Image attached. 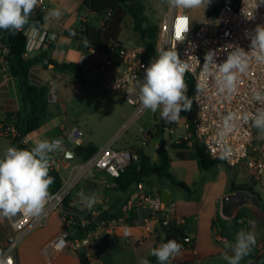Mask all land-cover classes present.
I'll use <instances>...</instances> for the list:
<instances>
[{"label":"crops","instance_id":"obj_1","mask_svg":"<svg viewBox=\"0 0 264 264\" xmlns=\"http://www.w3.org/2000/svg\"><path fill=\"white\" fill-rule=\"evenodd\" d=\"M47 6L48 12L52 9H60L62 16L59 20L55 18L46 20L42 28L57 37L46 52L56 64L72 63L80 66L84 71L83 77L86 83L81 84L74 76L53 68L33 67L30 72L32 83L38 86H49L50 116L46 124L25 137L21 141V145L31 149L37 140L59 138L66 135L73 127L78 126L85 133V146L93 144L99 150L108 146L116 150L139 146L135 141L123 135L124 121L133 114L127 116L122 112L120 103L126 105L128 103L119 93L112 92L116 106L113 115L106 118L107 122L113 120L116 123L115 126H109L105 120V125L102 128L92 125V120L99 110L92 103L98 98L99 89H105L101 85L98 75V65L104 61L105 56L102 53L88 50L80 40L67 37L64 33L70 29L81 30L85 23L92 24V20L97 15L87 9L85 0H47ZM176 12L188 14L193 26L198 25L207 13H204L200 19H193L191 13L185 8ZM39 52L41 50L38 48V44H34L26 56L34 57ZM4 70V63L0 57V124L7 119L9 114L15 115V119L16 114L21 113L24 109L20 80L12 77L6 80ZM97 129H99L100 137L95 134ZM9 146H15L13 141L8 137H0V156ZM160 147H158L159 152ZM142 149L153 161L158 160L159 153L153 158L146 148ZM76 159L79 161H75ZM76 159L70 160V166L74 168L72 174H80V178L68 196L71 207L83 213L82 218L92 216L91 214L94 212L101 214L111 208L118 209L120 214L119 218L113 222L114 233L107 240L108 245L99 249L96 258L97 264H142L143 260H148L152 256L150 252L153 248L170 240L169 235L159 225L145 223L148 212L135 206L134 199L138 185L131 186L127 191H121L116 180L105 171L98 168L86 169L85 162L81 158ZM182 162L185 164L179 168L178 174L173 163L171 171L178 180L189 186H195L200 191L198 197L189 198L165 182H160L159 186L148 189L155 190L159 194L161 190L170 192V204L175 208L178 221V236L188 237L195 243L193 252L182 251L180 257L190 262L196 260V264H227L223 255L225 252L229 256L233 255L232 248L235 244L236 234L243 229L255 233L256 245L250 253V258L256 264H260L264 257V172L259 179H256L251 175L250 170L241 165L245 171V178L242 181H237L236 178L232 179L229 172L222 168L223 164L205 174L201 172L196 161ZM71 168L63 169L68 172L67 176L70 175ZM62 171L60 175L65 178ZM246 185L252 187V191L258 196L259 206H246L240 210L239 213L243 214L245 223L239 226L235 223L236 216L230 219L223 216L222 202L227 195L236 191L234 188ZM81 191L85 195L97 196L98 202L92 208L85 207L77 195ZM71 217L75 216L71 215ZM120 218H124V220H120ZM223 219L231 220L238 230L232 229L233 226L225 223ZM249 220L255 221L254 228L249 224ZM64 228L61 215L59 213L50 214L42 226L20 240L17 248L13 251L16 264L86 263L88 258L84 251L76 253L70 250L50 256L43 253V248L61 234ZM18 236L19 234L12 228L10 217L0 216V255ZM247 257L249 255L242 259L240 264H248Z\"/></svg>","mask_w":264,"mask_h":264},{"label":"built area","instance_id":"obj_2","mask_svg":"<svg viewBox=\"0 0 264 264\" xmlns=\"http://www.w3.org/2000/svg\"><path fill=\"white\" fill-rule=\"evenodd\" d=\"M258 2L259 0H237V3L228 1L217 8L215 12H212V6L196 26L192 25L188 14L177 13L173 10L161 22L158 40V49L176 44L181 59L189 63L190 68L184 77L188 85V97L190 84L192 83L194 86L190 98L193 101L191 117L183 121L169 123L162 120L164 131L173 135L176 130L182 128L185 133L176 136L174 139L176 143L181 144L187 141L189 146H192L194 142H197L211 158L222 161L230 168L243 165L256 179H259L264 172V136H261L258 130L252 127L251 122H246L243 117L247 113H255L258 108H264V104L253 99L254 90L264 92V63L253 58L248 70L238 74L237 89L231 95L219 91L216 83L217 69L213 67L211 74L206 73L203 63L205 54L209 51L216 54L215 62L221 64L235 46H239L245 51L250 50L251 37L255 34L256 27L264 26V4H258ZM47 7V0H39L35 9L48 12ZM178 17H187L186 23L189 26L182 42H177L175 39ZM26 37L28 39L27 53L34 44H38L41 51H46L57 39L54 34L48 33L42 28H36L34 35L30 33ZM0 48V57L5 68L4 78L8 80L11 78L9 65L4 60L7 49L1 46ZM141 53L142 51L137 49L124 47L114 54H104V61L98 65L101 85L108 91L122 95L134 109L132 123L146 112L139 102L137 94L129 93V89L142 79L144 67L150 62L141 59ZM198 86L199 91H197ZM157 113L159 114V111ZM230 113L235 115V119L226 126L225 118ZM226 127H230V130H226ZM18 136L19 133L12 122L0 127V137H8L14 143V139ZM59 138L63 140V151L53 154L54 163L49 171L60 173L63 169L71 168V159L67 158V153L77 151L78 148L85 146V133L81 128L75 126L66 135ZM150 138L151 131L147 130L144 131V139L139 146L123 150H116L110 146L103 148L87 160L84 167L86 169H101L116 180L126 172L133 161L139 159V150L149 145ZM192 139L193 141H191ZM15 146L18 147L16 144ZM73 171L74 168H71L70 175L63 178V186L58 192L50 193L48 203L39 218L29 216L24 209H21L16 216L10 217L12 228L19 236L14 238L0 255V258L5 259L7 264H16L13 251L17 248L20 240L42 226L52 213L61 215L65 228L61 234L43 248V253L50 256L70 250L76 253L84 251L88 258L84 264H97L98 244L109 240L113 235L114 220H102L95 229L86 233H78L80 230L88 228L92 221L99 218L100 214L92 213L93 218L90 221L85 217H71L65 212V200L80 178V174L73 175ZM134 200L138 209L148 212L145 223L159 225L170 239H176L183 245L181 252L194 251L193 240L178 236V221L174 206L172 204L165 205L157 191L152 189L147 191L144 183H140ZM120 220H124V218H120ZM244 223V217L238 220L239 226ZM73 231L77 233L74 234ZM168 264H196V260L190 262L182 259L178 254L170 258Z\"/></svg>","mask_w":264,"mask_h":264},{"label":"clouds","instance_id":"obj_3","mask_svg":"<svg viewBox=\"0 0 264 264\" xmlns=\"http://www.w3.org/2000/svg\"><path fill=\"white\" fill-rule=\"evenodd\" d=\"M39 3V0H0V30L15 35L21 31L27 36L35 34V25H30V16ZM211 0H169V4L181 8H206ZM258 4H264L259 0ZM257 4V6H258ZM62 16L60 9H52L45 16V20ZM180 20L187 21V17H178L175 39L182 42L188 32L187 23L178 32ZM26 26H28L26 28ZM87 43V42H86ZM232 47V46H230ZM215 53L207 52L204 57V70L211 74L213 67L216 71V83L221 93L231 95L237 89L238 74L245 73L254 58L264 63V26H257L251 37V47L245 51L239 46L233 47L227 59L221 64L215 62ZM189 63L181 59L176 44L168 48L158 49L155 59L150 60L144 67L142 79L138 80L129 93L137 94V98L144 109L153 113L159 111L160 119L165 123L176 122L182 111H189L193 101L187 96L188 85L185 82V73L189 70ZM200 88L198 86L197 91ZM253 99L264 104V92L254 90ZM235 119L230 113L226 118V126ZM243 119L251 122L261 136H264V108H258L255 113H247ZM230 130V127H226ZM61 138L37 140L31 149L9 146L0 156V216L14 217L21 209L26 210L31 217L39 218L48 203L50 186L55 178L49 175L53 166V154L63 151ZM81 203L92 208L97 202L95 195H85L83 191L77 193ZM254 228L255 221L249 220ZM256 245V236L253 231L241 229L235 237L232 248L233 255L227 252L223 259L227 264H240ZM183 245L176 239L167 240L151 250L150 255L156 257L158 264H168L170 258L180 254ZM0 264H7L0 258ZM142 264H149L147 259Z\"/></svg>","mask_w":264,"mask_h":264},{"label":"trees","instance_id":"obj_4","mask_svg":"<svg viewBox=\"0 0 264 264\" xmlns=\"http://www.w3.org/2000/svg\"><path fill=\"white\" fill-rule=\"evenodd\" d=\"M228 1L237 3V0H216L212 12H215L217 8ZM85 6L90 12L97 16L104 17L103 25L101 27H96L91 23H85L81 30L70 29L64 33L65 36L80 40L88 50H94L102 54H114L124 48L123 43L120 41V36L122 25L129 16L133 20L134 31L144 47V50L140 54L141 59L149 62L156 58L160 25H152L150 23L146 15V6L143 2L135 1L130 3L126 0H85ZM46 15L47 11L34 9L30 16V25L34 24L35 28H43L46 22ZM27 27L28 26H26V28ZM0 46L7 49L4 60L9 65L11 77L20 80L24 102L23 111L16 114L15 119V115L9 114L7 119L0 124V127L12 122L19 133V136L14 139V143L18 145V148H25L21 145V141L29 134L44 126L50 116L49 86H38L32 83L30 72L33 67L42 66L45 69L53 68L56 71L70 74L81 84L86 83L83 77L84 71L76 64H56L46 51H41L34 57H27L28 39L23 31L13 35L8 31L0 30ZM193 91L194 86L191 83L189 87V99ZM191 110L185 111L186 114L192 115V113L190 114ZM191 141H193V139ZM174 148L180 160L196 161L202 171H209L223 164L222 161L211 158L206 150L199 146L197 142L189 146L188 142L184 141L181 144H175ZM77 152L79 158L86 162L99 152V148L90 144L78 148ZM138 157L139 159L133 161L126 172L123 173L120 178L116 179V184L121 191H127L131 186L145 183L148 178L156 176L160 179L168 180L173 186L184 191L188 195L193 192L191 186L178 180L172 173V158L164 145L160 147L157 161H153L143 149L139 150ZM49 175L55 178L49 191L51 193H56L63 186V178L60 173L56 171H49ZM243 187L252 190V187L248 185ZM238 188H234V190ZM64 210L67 214L74 215L77 218L81 217L83 214L71 207L69 197L65 200ZM119 216V210L116 208L106 210L100 214L99 218L92 221L88 228L80 230V233H86L95 229L97 224L102 220H116ZM241 217H243L242 213L236 215L235 223L237 225ZM87 218L91 221L93 217L87 216ZM107 245V240L98 244L99 249H103ZM148 261L149 264H158L154 256H151ZM247 261L248 264H256V262L250 258V254L249 257H247Z\"/></svg>","mask_w":264,"mask_h":264},{"label":"rangeland","instance_id":"obj_5","mask_svg":"<svg viewBox=\"0 0 264 264\" xmlns=\"http://www.w3.org/2000/svg\"><path fill=\"white\" fill-rule=\"evenodd\" d=\"M127 2H135V1H141L146 6V15L148 16L150 23L152 25H160L165 16H168L171 14L173 10L179 11L181 7H175L169 4V0H126ZM216 0H211V3L204 8L203 6L197 7V8H185L187 11H189L192 15V18L200 19L204 15V13L210 11L212 6H214ZM104 22V17L101 16H95L92 20V24L101 27ZM120 41L123 43L125 47H128L129 49H137L139 51H143L144 47L142 43L140 42V39L138 35L135 33L133 28V20L131 17H127L122 25V32L120 36ZM99 95L98 98L95 99L94 107H98L99 110L96 112V116L92 120L93 127L102 128V126L105 125V122H107V119L110 118L111 115H113V110L115 109L116 102L114 99V94L112 91H108L106 89H99L98 91ZM106 103V104H105ZM101 104L100 106H98ZM122 112H124L127 116L132 115L134 113V109L130 105H126L125 103H120ZM192 113V110L190 114ZM180 121H183L184 119H189L191 115L186 114L184 111L183 113H180ZM133 116L128 117L127 120L124 121V127H123V135L125 137H128L135 141L138 145L141 144L142 140L144 139V131L150 130L151 131V138H150V144L146 146V151L154 158L159 153L158 147L160 145H164L172 158V163L174 164V169L176 173H179V168L184 166V162L180 160L177 157V151L174 148L175 144H178L175 142V138L177 135L184 134V130L182 128H179L176 130V133L173 135H170L169 132L164 131L163 122L162 119H160L159 114L153 113L150 110H146V112L136 121L133 123L131 122ZM107 118V119H106ZM113 118V117H111ZM105 120V122H104ZM109 126H115V122L108 121L107 122ZM111 128V127H110ZM99 129L95 132L96 136L100 137V133L98 132ZM107 132V131H106ZM105 133V131H104ZM102 134V133H101ZM75 161H79L76 159ZM222 168L229 172L231 175V178H236L237 181H242L245 178V171L243 166H239L238 168H230L227 165L223 163L221 165ZM214 169V168H213ZM201 170V169H200ZM212 170V169H211ZM202 173H209L208 171H202ZM67 171L63 170L62 175L67 178ZM160 182H165L169 184L173 189L185 194L187 197H198L200 191L195 187L191 186L192 193L190 195L186 194L184 191L178 189L177 187L173 186L168 180L166 179H160L156 176H152L146 180V190L150 189L153 186H159ZM223 221L230 226H233L232 229L235 231L238 230L236 226L233 225L231 220H224ZM241 229V228H240ZM74 232V231H73ZM79 234L80 231L78 232ZM260 264H264V257L262 258V261Z\"/></svg>","mask_w":264,"mask_h":264},{"label":"water","instance_id":"obj_6","mask_svg":"<svg viewBox=\"0 0 264 264\" xmlns=\"http://www.w3.org/2000/svg\"><path fill=\"white\" fill-rule=\"evenodd\" d=\"M66 156L68 159L79 158V154L77 151H69ZM160 195L165 205H170V192H168L167 190H161ZM247 200L251 204H247ZM251 205L255 207L259 206L258 196L252 190L241 187L238 188L235 193L229 194L223 199L222 214L226 218H234L240 210L244 209L246 206L251 207Z\"/></svg>","mask_w":264,"mask_h":264},{"label":"snow or ice","instance_id":"obj_7","mask_svg":"<svg viewBox=\"0 0 264 264\" xmlns=\"http://www.w3.org/2000/svg\"><path fill=\"white\" fill-rule=\"evenodd\" d=\"M185 24H186V21L184 20L179 21L177 34H179V31L184 28Z\"/></svg>","mask_w":264,"mask_h":264},{"label":"flooded vegetation","instance_id":"obj_8","mask_svg":"<svg viewBox=\"0 0 264 264\" xmlns=\"http://www.w3.org/2000/svg\"><path fill=\"white\" fill-rule=\"evenodd\" d=\"M236 191H237V190H236ZM236 191H235V192H236ZM235 192H234V193H235ZM248 203L251 204V203L247 200V204H248ZM239 212H240V211H239Z\"/></svg>","mask_w":264,"mask_h":264}]
</instances>
